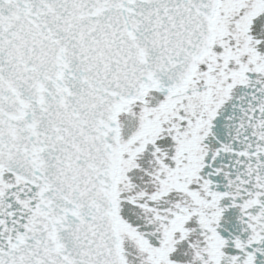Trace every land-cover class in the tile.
Listing matches in <instances>:
<instances>
[{
  "label": "snow or ice",
  "instance_id": "6c2138e0",
  "mask_svg": "<svg viewBox=\"0 0 264 264\" xmlns=\"http://www.w3.org/2000/svg\"><path fill=\"white\" fill-rule=\"evenodd\" d=\"M0 264H264V0H0Z\"/></svg>",
  "mask_w": 264,
  "mask_h": 264
}]
</instances>
